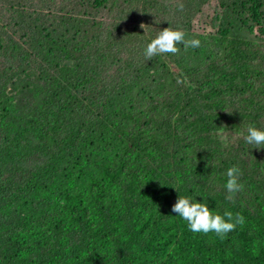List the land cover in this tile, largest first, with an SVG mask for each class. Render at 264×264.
<instances>
[{
	"label": "trees",
	"instance_id": "16d2710c",
	"mask_svg": "<svg viewBox=\"0 0 264 264\" xmlns=\"http://www.w3.org/2000/svg\"><path fill=\"white\" fill-rule=\"evenodd\" d=\"M4 1L0 264H264V148L220 138L264 123V0H218L206 34L193 22L210 0ZM142 10L162 18L152 37L170 26L200 46L123 54ZM178 196L245 222L194 233Z\"/></svg>",
	"mask_w": 264,
	"mask_h": 264
},
{
	"label": "clouds",
	"instance_id": "9594fccd",
	"mask_svg": "<svg viewBox=\"0 0 264 264\" xmlns=\"http://www.w3.org/2000/svg\"><path fill=\"white\" fill-rule=\"evenodd\" d=\"M177 7L178 10L182 11L184 5L179 3ZM177 44H183L185 49L197 48L200 46V41L194 38H186V33L183 30L168 26L162 30H157L155 36L150 38V42L143 49V56L145 60H151L161 54L171 53L175 55L179 52ZM178 83H183V81L178 80ZM243 139L251 147L258 150L264 148V129L250 123L246 127V134L243 135ZM241 175L242 172L238 166L233 165L226 170L225 189L228 193L226 199L229 201L234 202L235 194L243 190V184L239 182ZM172 212L187 222L190 231L202 234L215 233L221 239L235 230L237 225H243L245 222L240 213L233 214L231 211H225L223 214L215 213L210 210L205 202H196L193 198L186 196H178L172 206Z\"/></svg>",
	"mask_w": 264,
	"mask_h": 264
},
{
	"label": "rangeland",
	"instance_id": "374dc122",
	"mask_svg": "<svg viewBox=\"0 0 264 264\" xmlns=\"http://www.w3.org/2000/svg\"><path fill=\"white\" fill-rule=\"evenodd\" d=\"M29 0H25V2H28ZM32 1V5L34 7V5L38 4V0H31ZM7 2L4 0H0V15H1V8H5V9H9V6L6 4ZM87 13H89L90 17H103L105 20H107V18L101 14V13H97V12H93V11H85ZM84 12V13H85ZM219 12V6H218V0H210L209 2H207V4L203 7L201 13L198 14V16L196 17V19L193 22V29L197 32H201L202 34H206L208 32H212V33H216L217 30L215 29V21L214 18L215 16L218 14ZM57 13V12H55ZM5 13H3V15H5ZM15 13L12 12L11 15H14ZM137 21H139L141 24H143L142 26H144L145 31L143 33H140L141 36L136 38L135 40H128L124 43H118L119 45H121L122 47H125L126 50L123 54L125 55H130L132 54L134 51H139L140 48L145 47L146 44L148 42H145L144 37L146 36L149 40L152 37V32H151V26L149 25L150 23L153 24H159L161 23V16L159 17H153L152 14L150 13H146V11L142 10L140 14H130L129 17H125V19H128L127 23L128 25H124L126 26H131L132 24H130V19L133 18ZM105 27L107 28L108 26H110V24L108 23V21L105 22ZM111 32L110 31H106L103 34L104 39H106L108 41L107 35ZM24 31H20L18 33V35L23 34ZM101 40V38H100ZM101 42L105 43L106 42L102 39ZM135 54V53H133ZM0 109H3L0 106ZM7 114L6 115H11L14 114V109L9 107L8 109H6ZM248 124H244L242 127V129L246 128ZM258 128L260 129H264V123H262L260 125V127L258 126ZM242 129H237L235 130L236 133H234V131L231 130H225L223 132H221V136L220 138L222 139V141L224 143L226 142H231V144L235 145V143L238 140H241L243 138V135L246 134V132ZM12 222L11 218H8L4 221V223H10ZM1 231V230H0Z\"/></svg>",
	"mask_w": 264,
	"mask_h": 264
}]
</instances>
